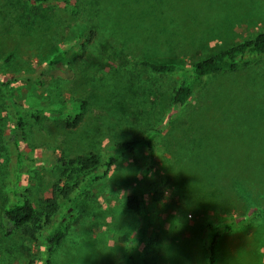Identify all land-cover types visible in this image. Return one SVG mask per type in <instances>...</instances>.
I'll return each instance as SVG.
<instances>
[{"label":"rangeland","instance_id":"374dc122","mask_svg":"<svg viewBox=\"0 0 264 264\" xmlns=\"http://www.w3.org/2000/svg\"><path fill=\"white\" fill-rule=\"evenodd\" d=\"M68 1L0 0V78L33 77L11 87L24 109L21 162L0 92V264H44L45 236L60 220L67 230L52 264H207L206 224L264 206V56L207 77L178 109L179 76L137 62L190 66L250 39L264 31V0ZM59 54L63 62L47 71ZM79 101L83 120L69 128ZM49 106L67 110L32 111ZM152 132L153 157L143 148L122 154L103 175L113 146ZM92 155L91 172L75 167ZM136 185L147 206L143 237L142 220L125 207ZM50 199L57 208L43 231L6 232L5 207L29 201L40 210ZM216 257L264 264V217L225 234Z\"/></svg>","mask_w":264,"mask_h":264},{"label":"trees","instance_id":"16d2710c","mask_svg":"<svg viewBox=\"0 0 264 264\" xmlns=\"http://www.w3.org/2000/svg\"><path fill=\"white\" fill-rule=\"evenodd\" d=\"M28 3H41L51 0H25ZM64 3L69 4L68 0H62ZM264 56V31L258 33L250 39H244L236 45L221 49L205 59L193 63L190 66H183L174 63H160L152 62L148 60H139L137 63L140 67L146 68L156 74H172L179 76V82L174 90L172 97V105L174 108H181L192 97L193 93L201 88L207 77L217 75L224 72H236L243 68L252 65L256 60ZM11 56H5L4 63H8ZM64 56L56 55L49 59L46 64L48 66L47 71H52L58 68L63 62ZM43 74H40V84L42 83ZM31 81L33 77H10L8 79L0 78V92L4 94L7 101V109L12 113L14 118V138L10 139L15 144V150L18 152L19 161H23L25 156L20 152V136L24 131V109L20 106L17 100L14 98L11 87L17 84L19 81ZM75 119L73 121L66 119L65 124L69 128H76L83 120L86 103L83 101L73 102L70 104ZM66 108H55L49 106L47 108H40L32 110L34 113L44 112L48 115L64 116ZM156 134L154 132L149 133L132 142H125L116 144L112 147L114 154L110 156L105 164V170L103 175H107L112 167L115 165L120 155L125 153H133L136 150L143 148L147 151L150 157L154 155L153 141ZM62 165H68L65 160H59ZM75 167H79L80 171L91 172L93 167L96 166L97 158L95 155L90 157H78L73 161ZM144 175H148V170L144 171ZM95 179V178H93ZM152 192L154 197H162L163 193L158 187L152 186ZM49 205L44 204L43 208H35V206L29 201H16L9 204L2 212V221L5 224L6 232L12 233L15 230H19L27 236L33 237L38 231H43L48 223L52 220L55 214L57 205L54 199H50ZM125 207L138 216L142 220V226L139 230V236L143 237L146 231V215L147 206L144 200V190L140 185L131 187L129 195L125 200ZM69 217L70 214L68 213ZM264 217V206H253L250 211L238 220L222 222L219 224H213L208 222L206 224V237H205V249L207 253V264H216V250L220 239L227 233L237 230L250 222H253L259 218ZM67 225L64 220H60L51 231L45 236V243L47 248V258L44 264H52V255L61 245L63 238L66 235Z\"/></svg>","mask_w":264,"mask_h":264}]
</instances>
